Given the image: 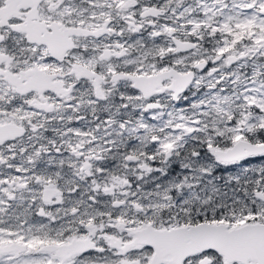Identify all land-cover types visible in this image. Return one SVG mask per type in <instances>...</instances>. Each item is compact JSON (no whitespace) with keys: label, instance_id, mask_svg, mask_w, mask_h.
<instances>
[{"label":"snow or ice","instance_id":"1","mask_svg":"<svg viewBox=\"0 0 264 264\" xmlns=\"http://www.w3.org/2000/svg\"><path fill=\"white\" fill-rule=\"evenodd\" d=\"M0 264H264V0H0Z\"/></svg>","mask_w":264,"mask_h":264}]
</instances>
